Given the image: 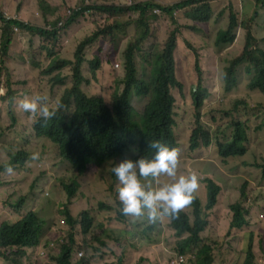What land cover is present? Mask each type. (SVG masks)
Wrapping results in <instances>:
<instances>
[{
  "label": "trees",
  "instance_id": "1",
  "mask_svg": "<svg viewBox=\"0 0 264 264\" xmlns=\"http://www.w3.org/2000/svg\"><path fill=\"white\" fill-rule=\"evenodd\" d=\"M85 1L90 0L71 6L73 13L65 20L64 29L89 10L98 14L95 23L77 43L61 40L60 48L53 45L60 33L39 28L50 21H37L41 10L45 17L54 13L49 0L21 3L29 15L28 24L7 22L18 28L16 35L11 34L10 25L0 23V172L18 168V176L23 175L28 185V197L42 209L39 216L28 212L19 220L17 210L24 200L15 204L16 184L0 181V264H171L175 256L190 248L203 255L199 264H212L213 260L216 264H259L264 259L262 238L255 236L251 226L254 232L248 244L238 247L237 237L249 220L251 225L253 220H264V215L256 212L260 208L264 213V142L255 147L257 132L264 129L252 131L248 116L252 110L264 113V69H246L248 76L259 75L263 83L260 87L246 86L243 96L232 98L239 90L237 71L225 67L218 82L226 102L211 117L212 123L200 121L193 100L194 118L189 123L186 119L177 121L168 107L170 90L181 89L173 54L193 51L197 78L193 89L205 91L200 48L193 35L208 19V0H97L91 5H85ZM4 2L0 0V7ZM183 8L178 17L177 11ZM153 10L159 12L154 14ZM237 27V19L231 14L228 29L221 32L217 44L231 43ZM241 27L246 30L241 58L245 63L259 64L264 61V38L257 40L249 28L244 24ZM20 34L29 35V41L17 62L7 51L11 44L21 43L17 41ZM11 63L24 66L28 72L14 80ZM136 68L147 81L137 79ZM42 83L57 87L56 100L41 88ZM107 87L112 88L109 96L101 92ZM31 95L46 96L45 106L55 114L44 119L39 112L19 111L14 100ZM137 98H141V108L132 103ZM156 139L178 149L181 164L198 152H213L221 172L238 182L235 193L226 187L234 198L221 220L210 219L217 196L223 191L222 184L211 177H198L194 193L197 201L189 204L192 211L187 209L175 218L164 216L155 223H149L146 217L122 214L118 180L111 169L125 158H150L154 149L148 142ZM91 165L104 173L106 197L96 207L77 209V188L68 177L76 173L79 181ZM259 182L263 187L252 199L250 195ZM52 194L54 200L43 206ZM112 202L115 206L110 205ZM48 208L53 214L49 226L44 213ZM111 212L114 216H108L106 224L104 217ZM153 233L161 235L157 249L129 244L138 253L135 258L124 250L126 238ZM233 243L237 245L231 255ZM26 249L30 253L24 256Z\"/></svg>",
  "mask_w": 264,
  "mask_h": 264
},
{
  "label": "rangeland",
  "instance_id": "2",
  "mask_svg": "<svg viewBox=\"0 0 264 264\" xmlns=\"http://www.w3.org/2000/svg\"><path fill=\"white\" fill-rule=\"evenodd\" d=\"M19 1L21 3L24 0ZM96 1L97 0H92L91 2L95 3ZM170 1L178 2L180 0ZM51 2L58 5V7L56 8L57 13L54 18L58 20H63L64 17L68 14V11L71 10V6L80 4L81 0H51ZM213 8L215 14L219 13L222 15H220V17H218L217 15V17L211 19L209 23H203L199 25V28L195 31L196 34L193 35V37L196 39L195 45L199 46L200 48L199 60L201 68L203 69V84L207 89L206 101L202 107L200 114V121H202V123L204 124H211V117L216 116L217 113L224 108L226 97L223 94L222 85L218 82L219 73L224 71L227 62L239 52L240 46L243 43L245 33L244 31H236L234 34V37L237 40L236 42L231 45H227L223 48H218L216 44V35L217 32L223 26H226L228 13L231 11V8L228 2H225L224 4L216 2L213 4ZM254 10L252 12H254ZM252 12L246 11L242 13L241 17L239 16V18L246 22L247 19L250 20V18L252 17ZM182 14L183 13H179L177 15L178 17H181ZM257 14L258 16L253 19L255 22L252 23V27L255 35L261 38L264 36V12L259 11L258 8ZM97 17V13L92 11L87 12L86 17L73 28V34H77L76 37H74L75 41H78V39H80L83 34L93 26ZM215 20L222 21L221 25H218V22H216ZM48 24H51V21ZM19 38L25 42V48H27L29 36L22 35ZM64 40L65 37H63V41ZM149 41L151 42L152 40L149 39ZM23 45V43H13L8 47L7 53L11 56V59L13 61L18 62L19 58H21V56L23 55V52L25 51ZM11 64V68L14 73V80L22 78V76H24L25 72L27 71L26 68L21 67L18 63ZM236 76L238 77L239 90L232 95V98L243 96L242 90H244V88L246 87L248 80V77L245 74V70L243 69H240L237 72ZM138 77L140 79L147 80V77L139 68ZM176 77L181 84V89L172 90V94L175 98L173 114L177 121L180 119L184 122V119H186L185 123H189V121L192 120V117L194 118V111L191 102V91L194 88L196 82L192 73V59L190 58V53L187 51H182L177 57ZM41 88L50 94V97L53 101L57 99V87L51 88L50 85H45L42 83ZM33 89L35 90L37 88L34 87ZM111 89V87H107L104 90H101V92L104 95L109 96L111 94ZM119 91L120 86H118L117 88V92ZM32 97H34V95H31V98ZM246 97L248 98L247 95ZM132 103L135 105H139V107L141 108V98L133 99ZM248 116L250 119V127L252 131L256 130L258 127H262L264 129V113L259 114L258 110H252L248 113ZM21 117L23 118V115H21ZM1 118L3 122L7 121L5 114H2ZM257 135V143L255 147H257L260 143L264 142V130L258 131ZM106 170L108 171V169ZM187 170L195 172L196 174H202V177H211L212 179L218 180L222 183L223 186L225 185L226 187H230L231 189H233V192L235 193L234 188L237 187L238 182L233 180L229 176L224 175L221 172L222 168L220 164L216 161V157L213 152H198L193 157H186L183 161V164H180L177 167L176 175H185V172ZM76 178L77 176L75 174L70 176V178L68 177L70 183L74 184V186L77 188L75 200V202L77 203V209L89 206H98L101 200L106 197L105 177L103 171H98L96 166L91 165L90 170L86 173L85 176L80 178L79 181H77ZM257 184L258 185L255 187V193H252L250 195L252 199L258 197V192L263 187L260 182ZM13 189V200L15 203L17 202L19 197H25L28 201V208L35 206L39 215L41 214L42 209L37 205L36 200H32L28 197V185L26 184L23 175L20 177L19 181L16 183V186ZM54 198V194H52L50 198H46L45 201L42 203L43 206L48 201H53ZM233 198L234 196L228 192L218 196L216 205L211 211L210 219L221 220L222 217L225 215L229 204L232 203ZM258 202H261V200ZM110 205L115 206L113 202ZM202 209H204V207H202ZM256 212L264 215L263 211L260 208H257ZM44 213L47 216L48 220L47 226H49L52 220V211L50 208H48L44 211ZM108 216H114V213L111 212L106 215V217H104V221L106 222V224H109V222L107 221ZM253 222L254 223L251 225L249 220L247 226H245L239 233L237 237L238 247H243L244 245L249 243V235L251 234V232H254L251 230V228H253L255 230V236H259L263 240L262 244L260 245V251L264 253V220H253ZM249 226H251V228H249ZM225 235L226 231L221 237ZM160 243L161 235L157 233L150 234L147 237L133 235L132 237L125 239L124 250L129 253L131 257L135 258L138 253L135 250L130 249L128 246L129 244H132L135 247L143 246L157 249L160 246ZM237 244L233 243L231 255L235 252L234 247ZM29 253L30 251L28 249L24 250V256H27V254ZM153 257L158 258L157 255L151 256V258ZM185 264H189V262L187 261ZM259 264H264V259L259 260Z\"/></svg>",
  "mask_w": 264,
  "mask_h": 264
},
{
  "label": "clouds",
  "instance_id": "3",
  "mask_svg": "<svg viewBox=\"0 0 264 264\" xmlns=\"http://www.w3.org/2000/svg\"><path fill=\"white\" fill-rule=\"evenodd\" d=\"M4 1H5L4 6L0 7V23L4 25H10L11 34L14 33L16 35L18 34V28L15 25L9 24L7 22L13 21V23H16L17 21V22H21L24 24H28L29 15L27 11L23 7H21L22 2L20 3L19 0H15L14 4H11V0H4ZM91 1L92 0L85 1L84 4L85 5L95 4V3H92ZM148 1H151V0H144V2H148ZM181 1H186V0H180L179 2ZM171 2H176V1H171ZM216 2H219L221 4L228 2L231 8V11L228 13L226 26H223L217 32L216 44L219 38L222 37L221 32L227 31L231 14L235 15L237 19V23H238V27L234 30L232 34L233 37L236 31L245 32L243 43L240 46L239 52L227 62L226 67L236 69L237 72L240 69L246 70L253 66H257L259 68L264 69V61L260 62L259 64H249V63H245L241 58V53L243 50V45H244L245 35H246V30L243 27H241V24H244L246 28H249L251 35L257 40L264 38V36L261 38L257 37L252 27V23L255 22L253 19L258 16L257 14L258 8H259V11L264 12V0H208L207 1L208 7H209V12L207 14L208 19L206 22H203V23H209L211 19L217 17V15L218 17L222 15L219 13L215 14L214 12L213 4ZM81 3H82V0H81ZM49 5L51 8H54V13L51 15H47L45 17L44 11L41 10L38 13L37 21H44V20L51 21V24L41 25L39 28H42L46 32H52L53 30H55L56 32L60 33V36L57 38V40L53 42V45L56 48H60L62 45L61 40H63V37H65V40H74V37H76L77 34H73V28L76 25H78V23L82 21L86 17V15L78 19V21L74 25H72L69 29H64V22L67 18H69L72 15L73 10L72 9L69 10L68 14L64 17L63 20H58L54 18V16L57 13L56 8L58 7V5L52 3L51 0H49ZM185 9L186 8L178 10L177 14L183 13ZM253 10L254 12H252ZM90 11L92 10H89L88 12ZM246 11L252 12L251 14L252 17L250 18V20L247 19V21L244 22V20L239 18V16L241 17V14ZM74 12H77V11L74 10ZM158 12L159 10H153L154 14ZM55 22H57L56 26H54ZM216 22H218L217 23L218 25H221L222 23V21H216ZM1 29L3 31V27L0 24V36H1ZM22 35L26 36V34L18 35L17 41L18 40L21 41V43L24 44L23 45L24 49H26L25 42L19 38ZM38 37L39 39H42V40L46 39L45 36H38ZM80 39H78V41ZM236 41L237 40L234 37L231 43L221 44V45L217 44V47L223 48L227 45L233 44ZM75 42L77 43V41ZM187 52L190 53V58L192 59V73L194 75L195 82H197L196 73L194 70V53L193 51H189V50H187ZM180 53L181 52H177L173 54L175 72H176V65H177V57ZM199 65L201 68L200 60H199ZM20 66L24 67L22 65ZM114 67H117V64H115ZM136 69H137V79L143 80L138 77V68ZM201 70L203 73L202 68ZM237 72H236V75H237ZM123 76H124V70L122 71V78ZM246 76L248 77L247 84H246V86L248 87L250 86L260 87L261 84L263 83V78L259 75L254 76V74H252L248 76L246 74ZM143 81H147V80H143ZM121 88H123L122 81H121ZM172 90L174 89L170 90L172 98L168 97V107L172 109V112H173L175 98L172 94ZM177 90H180V89H177ZM206 97H207V89L205 91L192 89L191 91V102L193 100V104L198 109L200 114H201L202 107L206 101ZM46 102H47L46 96L36 95L32 98L26 97L22 99L21 101L14 100V105L17 107L19 111L24 110L25 112H31V113L39 112L44 119H48L51 116H53L55 113L54 111H50L45 106ZM152 104H153V101H150V105ZM148 144L150 148L154 149V151L151 153L150 158L139 157L135 161H133L132 159L125 158L119 162H116L111 169L112 173H114V175L116 176L118 180L116 191H117L118 201L120 202V205L122 206L120 209L122 214L125 216H132V217H137V218L146 217L149 223H155L161 217H164V216L175 218L178 214H184V212L187 209L192 211L193 207L190 206L189 204L191 203L194 205L195 202L197 201L196 195H194V193L198 187V183H199L198 177H200V180H201L202 174H196L195 172L190 171L188 175L177 176L176 173H177L178 162H179V165L181 164L180 159L178 158L179 156L178 149L169 146L167 143L162 142L159 139L149 141ZM18 175H19L18 168L15 170H12L11 168H9L8 170H4L3 172H0V181L5 182L6 184H10V183L16 184L20 179ZM149 178H151V181H152L151 183L149 182ZM160 178H165V179L171 180L172 182L160 183V180H159ZM222 187H223V191L219 193L218 196L226 193V186L222 185ZM20 199H23L24 202H23L22 207L19 210H17L19 220L28 212H34L37 216H39V213L36 210L35 206L28 208L29 206L27 204L28 201L25 197H19L15 204L19 203ZM204 206L205 205L203 204V207ZM80 254H82V252H79L78 255L80 256ZM202 258H203V255L199 254L198 249L190 248V249H187L184 253L178 254L177 256H175L171 264H185L187 261L189 262V264H192V263L199 264ZM212 264H216V262L213 260Z\"/></svg>",
  "mask_w": 264,
  "mask_h": 264
}]
</instances>
